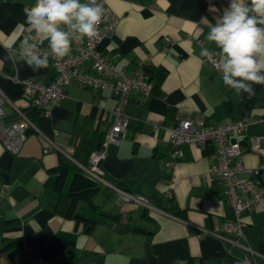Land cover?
I'll use <instances>...</instances> for the list:
<instances>
[{
  "label": "crops",
  "instance_id": "1",
  "mask_svg": "<svg viewBox=\"0 0 264 264\" xmlns=\"http://www.w3.org/2000/svg\"><path fill=\"white\" fill-rule=\"evenodd\" d=\"M227 2L105 0L117 24L114 35L99 42L97 50L113 69L128 73L150 56L142 71L151 93L147 101L134 96L126 106L131 124L119 144L108 147L102 167L108 181L121 182L167 214L115 207L94 191V200L119 218H104L83 231V223L72 214L83 204L72 209V201L62 195L74 174L64 154L85 162L91 146L104 135L115 100L107 89L93 92L71 82L66 97L50 108L49 115L36 119V130L28 132L17 155L0 143V185L6 186L0 202V264H31L24 253L46 264H237L224 255L223 244L213 235L229 210L224 187L203 179L214 159L212 146L181 144L175 148L180 157L174 168L167 171L163 165L171 151L165 128L181 119L195 118L212 126L229 117H264V85L254 84L252 97L238 94L224 85L220 72L201 60L202 48L218 51L206 37ZM34 3L0 0V70L48 84L54 76L50 64L33 71L19 55L9 59V49H18L23 38L17 28L25 23L23 8ZM27 34L37 36L25 24L23 35ZM0 89L15 105L28 107L19 84L0 76ZM4 110L10 113L8 106ZM38 133L52 139L64 154L45 151ZM262 133L261 123L247 129V135ZM241 142L244 166L264 164V157L248 149L246 139ZM168 188L171 199L165 197ZM242 223L247 242L264 255V200L242 215ZM131 224L142 230L124 228ZM200 233L205 234L198 237ZM262 258H257L259 264H264Z\"/></svg>",
  "mask_w": 264,
  "mask_h": 264
},
{
  "label": "built area",
  "instance_id": "2",
  "mask_svg": "<svg viewBox=\"0 0 264 264\" xmlns=\"http://www.w3.org/2000/svg\"><path fill=\"white\" fill-rule=\"evenodd\" d=\"M98 3L104 7L105 15L97 35L89 39L73 34L72 51L63 58L58 59L51 55L48 43L43 38L33 34L26 35L30 41H42L39 44L41 51L49 53V64L54 76L48 84H42L30 77L20 78L16 72L7 74L0 70V76L19 84L21 96L28 101V107L39 110V116H48L50 108L66 97V88L71 82L93 92L109 90L115 100L114 107L110 110V121L100 148L89 153L85 164L74 161L73 156L64 154L52 139L38 133L45 143L44 150L63 153L79 171L91 178L99 187L111 192L116 206L130 205L149 213L167 214L159 207L150 204L143 195L123 190L105 177L102 162L106 158L107 149L111 145L119 144L131 124L130 118L125 113L126 106L134 96L140 97L144 102L150 96L151 85L142 68L151 57L147 56L139 60L136 69L131 73L124 69L112 68L111 63L97 50V45L103 39L114 35L117 18L106 6L105 0H98ZM188 39L193 38L188 36ZM196 41L200 44L199 40ZM211 59V57L209 59L201 57L203 62L217 70L213 60L218 57ZM5 106L10 109L9 114L5 112ZM28 107L21 108L15 105L0 89V143L3 149L12 155L19 153L28 132L36 130L35 121L26 112ZM256 123H261L264 127V117L260 119L229 117L212 126H206L202 120L195 118L181 119L174 126L165 128L171 144V151L163 164L167 171L174 168L175 162L180 157V153L175 149L177 146L181 144L212 146L214 159L203 174V179L210 184L218 183L224 187L223 194L229 210L218 231L213 235L223 244L224 255L234 258L237 264H259L257 258L264 257L245 239L242 223V215L252 212L264 200V164L246 167L242 162L241 138L246 139L250 151L264 157V133L247 135L248 127ZM5 192L6 186L0 185V202L5 197ZM172 196L168 188L165 197L171 199ZM204 234L200 233L198 237ZM235 250H240L241 255L234 254ZM24 256L31 260V264H46L43 259L34 258L31 254L24 253Z\"/></svg>",
  "mask_w": 264,
  "mask_h": 264
},
{
  "label": "clouds",
  "instance_id": "3",
  "mask_svg": "<svg viewBox=\"0 0 264 264\" xmlns=\"http://www.w3.org/2000/svg\"><path fill=\"white\" fill-rule=\"evenodd\" d=\"M23 12L25 23L17 25L23 38L18 49H9V59L19 55L33 71L49 66V53L41 51L42 41H30L23 35L25 24L47 39L51 55L59 59L69 54L74 35L95 37L105 15L98 0H35ZM206 38L218 51L202 48L200 56L218 57L213 62L224 85L238 94L254 96L253 85H264V0H228Z\"/></svg>",
  "mask_w": 264,
  "mask_h": 264
},
{
  "label": "trees",
  "instance_id": "4",
  "mask_svg": "<svg viewBox=\"0 0 264 264\" xmlns=\"http://www.w3.org/2000/svg\"><path fill=\"white\" fill-rule=\"evenodd\" d=\"M26 112L33 121H36V119L39 117V110H37L36 108L28 107L26 109ZM103 137L104 135L100 136L96 144L94 143L95 145L91 146L88 153H90L92 150L100 148ZM78 149L80 150L82 148L80 146H77L76 150ZM62 160L63 162L66 161L65 158H63ZM86 161L87 158L85 162H83V164H85ZM73 170H74V174L72 177V181L69 185V189H67L66 192L62 193V195L70 199V201H72L71 203L72 209L73 207L76 206V204L77 206H79L80 203L83 204V205L81 204L82 207H78V209L75 208L74 211L72 212L74 218L77 221H81L83 223V231L86 232L90 231L93 225L97 224L99 221L103 220L104 218H109L112 220H116L117 218H119V216H117L116 213H114L111 210L110 211L107 210L104 207V205H101L100 203L95 201L94 198L92 197L93 192L98 191L102 198H105L106 201L110 200V202H112V206L119 207L115 205L114 197L113 198L111 197L110 199L107 200V198H109L110 194L112 193L105 190L104 188L99 187L91 180V178H89L84 173L79 171L75 166ZM115 185L123 190L131 192V190L128 187H125L121 182H116ZM104 191L107 192V194H105ZM142 210L146 211L144 209ZM127 230L131 232H137V231H141L142 228H140L137 224H131L127 226Z\"/></svg>",
  "mask_w": 264,
  "mask_h": 264
},
{
  "label": "water",
  "instance_id": "5",
  "mask_svg": "<svg viewBox=\"0 0 264 264\" xmlns=\"http://www.w3.org/2000/svg\"><path fill=\"white\" fill-rule=\"evenodd\" d=\"M116 223H119V221H117ZM125 229H127L126 227H124ZM152 258V257H151ZM153 261V260H152ZM203 264H208L207 262L206 263H203Z\"/></svg>",
  "mask_w": 264,
  "mask_h": 264
}]
</instances>
